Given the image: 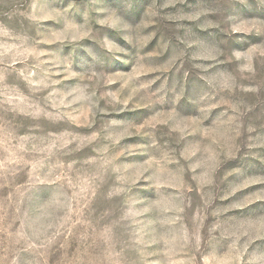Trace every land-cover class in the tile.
I'll use <instances>...</instances> for the list:
<instances>
[{
	"label": "rangeland",
	"instance_id": "374dc122",
	"mask_svg": "<svg viewBox=\"0 0 264 264\" xmlns=\"http://www.w3.org/2000/svg\"><path fill=\"white\" fill-rule=\"evenodd\" d=\"M0 264H264V0H0Z\"/></svg>",
	"mask_w": 264,
	"mask_h": 264
}]
</instances>
